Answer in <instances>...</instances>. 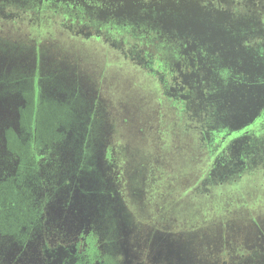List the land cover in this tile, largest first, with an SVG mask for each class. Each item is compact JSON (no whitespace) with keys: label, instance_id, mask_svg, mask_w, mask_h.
Instances as JSON below:
<instances>
[{"label":"flooded vegetation","instance_id":"af4514ba","mask_svg":"<svg viewBox=\"0 0 264 264\" xmlns=\"http://www.w3.org/2000/svg\"><path fill=\"white\" fill-rule=\"evenodd\" d=\"M27 11L64 15L75 37L99 39L103 33L114 48L131 41L130 50H122L126 60L158 79L165 99L195 125L212 155L222 149L211 179L236 177L264 153V138H254L264 133V0H0V27ZM147 48L163 56L150 55ZM38 72L0 71V94H34L33 103ZM86 144H78L82 153L68 160L83 169L94 164L83 151ZM7 146L10 158L1 161L9 171L0 173V264H206L180 234L161 239L157 250L142 258L128 259L111 232L104 238L96 226L106 209L94 197L97 190L81 186L97 178L95 171L73 173L71 197L63 187L66 179L54 178L64 160L53 155L51 142L37 141L32 156L18 155L12 139ZM54 163H60L55 170L44 171ZM65 199L71 200L72 218L64 217ZM195 252L204 259L212 255Z\"/></svg>","mask_w":264,"mask_h":264},{"label":"rangeland","instance_id":"374dc122","mask_svg":"<svg viewBox=\"0 0 264 264\" xmlns=\"http://www.w3.org/2000/svg\"><path fill=\"white\" fill-rule=\"evenodd\" d=\"M67 24L61 14L27 11L0 27L1 72L38 70L37 95L84 94L92 106L86 119L94 141L83 151L92 155L94 164L83 169L63 161L44 171L60 164L54 178L66 179L63 187L70 195L74 172L89 176L95 171L100 188L94 197L106 209L96 226L104 238L111 232L110 238L128 259L142 258L155 251L161 239L180 234L192 246V255L206 264L222 260L264 264V153L236 177L211 179L222 149L212 155L195 125L165 99L158 79L126 60L122 50H130L133 43L124 40L125 45L114 48L103 33L99 39L75 37ZM147 52L163 56L156 49ZM44 74L51 87L47 92L42 87ZM37 95L26 110L29 140L11 136L18 155L35 154L36 130L54 110ZM255 135L264 138L262 131ZM4 166L1 174L9 171ZM70 201L65 199L66 218L74 216ZM49 225L52 230L58 227ZM194 250L212 255L204 259Z\"/></svg>","mask_w":264,"mask_h":264},{"label":"water","instance_id":"95a60500","mask_svg":"<svg viewBox=\"0 0 264 264\" xmlns=\"http://www.w3.org/2000/svg\"><path fill=\"white\" fill-rule=\"evenodd\" d=\"M131 1V0H129ZM0 90H4L0 88ZM47 87L46 91H50ZM26 95V97L24 96ZM37 98L46 99L51 110L39 130V140L51 142L53 155L65 162L82 153L78 144L92 143L94 136L90 134L86 117L92 112L89 99L84 94H39ZM29 94H0V173L5 163L1 160L10 158L7 142L15 134L18 138L29 140L26 129L22 127L23 111L30 105ZM60 105L70 106L71 110ZM55 106V107H54ZM37 140V141H39ZM5 167V166H4ZM46 178L45 173L41 174ZM59 176V174H57ZM48 179V178H47ZM93 181V182H92ZM55 183V182H54ZM53 185L60 186V183ZM99 182L95 179L82 182L90 190H99Z\"/></svg>","mask_w":264,"mask_h":264}]
</instances>
